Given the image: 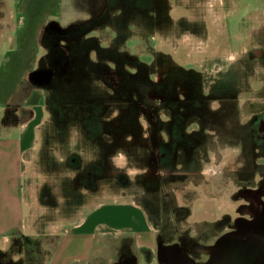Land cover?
I'll return each mask as SVG.
<instances>
[{"label":"rangeland","instance_id":"rangeland-1","mask_svg":"<svg viewBox=\"0 0 264 264\" xmlns=\"http://www.w3.org/2000/svg\"><path fill=\"white\" fill-rule=\"evenodd\" d=\"M10 7L16 36L39 43L23 89H44L49 100L27 166L28 233L0 241V264H46L59 228L101 203L140 204L160 248L177 245L196 264H208L225 235L245 238L264 224V0ZM6 19L0 43L12 35ZM2 52L0 79L14 58L6 43ZM21 69L0 87L22 84ZM47 71L52 79L35 78ZM20 102L0 101V117L13 119ZM147 260L164 261L112 235L81 264Z\"/></svg>","mask_w":264,"mask_h":264},{"label":"crops","instance_id":"crops-1","mask_svg":"<svg viewBox=\"0 0 264 264\" xmlns=\"http://www.w3.org/2000/svg\"><path fill=\"white\" fill-rule=\"evenodd\" d=\"M11 24L12 35L8 36L7 42L0 43V71L5 43L6 48L13 52L14 58L9 73L3 75L0 80L2 83L6 80L10 82L13 80L11 76L14 77L21 68L24 69L26 78L22 75L20 78H24L23 83L15 85L17 87L13 91L5 86L0 87L1 102H9L16 95L21 100V106L13 107V111L8 112L13 115V119H9L8 116L0 117V241L5 240L8 245L10 241L28 233L26 222L31 205L26 201L27 166L32 152L38 146V128L48 124L46 103L49 100L44 89L39 88L27 93L23 89L27 77H31L30 69L36 61L35 55L30 52L39 43L35 41L36 44H32L24 34L21 37L16 36L18 26H13V21ZM36 31L44 32L43 27ZM38 40L40 48L49 46L48 40H42L40 34ZM19 85L21 86L18 89ZM32 98L39 101L40 110H34ZM59 230L60 232L56 233L55 247L46 264H81L89 259L98 242L112 235L131 236L141 252H157L164 260L162 264H167L161 256L157 230L151 224L145 208L136 202L101 203L82 220L74 221L65 228L62 226ZM188 257L193 261L190 256ZM193 263L196 264L195 261ZM146 264H156V260H147Z\"/></svg>","mask_w":264,"mask_h":264},{"label":"water","instance_id":"water-1","mask_svg":"<svg viewBox=\"0 0 264 264\" xmlns=\"http://www.w3.org/2000/svg\"><path fill=\"white\" fill-rule=\"evenodd\" d=\"M262 226L249 232L245 238L242 233H230L222 237L213 249L208 264H264ZM160 252L167 264H194L177 246L161 247Z\"/></svg>","mask_w":264,"mask_h":264},{"label":"flooded vegetation","instance_id":"flooded-vegetation-1","mask_svg":"<svg viewBox=\"0 0 264 264\" xmlns=\"http://www.w3.org/2000/svg\"><path fill=\"white\" fill-rule=\"evenodd\" d=\"M1 1L2 0H0V20L1 19H3L4 17H7V22H8V24H6V25H4L2 28H5L7 31H10V28H11V23H12V21H13V19L11 20V18H13V10H12V8L10 7V5H11V0H8V2H7V4L5 5V4H3V5H1ZM13 1V0H12ZM9 20H11V21H9ZM0 27H1V25H0ZM42 73L43 72H45V71H41ZM48 72V71H47ZM38 74H40V73H38ZM45 74V77L44 76H42V75H36L35 76V78L36 79H39V78H41L42 77V79H52V74H51V72L49 71L48 72V75H46L47 73H44ZM263 126H264V123H263ZM264 129V128H263Z\"/></svg>","mask_w":264,"mask_h":264},{"label":"bare ground","instance_id":"bare-ground-1","mask_svg":"<svg viewBox=\"0 0 264 264\" xmlns=\"http://www.w3.org/2000/svg\"><path fill=\"white\" fill-rule=\"evenodd\" d=\"M261 217H264L263 215L261 216ZM260 219H262V218H260ZM264 225V224H263ZM263 228L262 229H264V226H262Z\"/></svg>","mask_w":264,"mask_h":264}]
</instances>
